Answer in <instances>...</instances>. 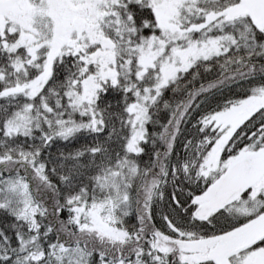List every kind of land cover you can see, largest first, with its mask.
<instances>
[{
  "label": "snow or ice",
  "instance_id": "obj_1",
  "mask_svg": "<svg viewBox=\"0 0 264 264\" xmlns=\"http://www.w3.org/2000/svg\"><path fill=\"white\" fill-rule=\"evenodd\" d=\"M0 264H264V0H0Z\"/></svg>",
  "mask_w": 264,
  "mask_h": 264
}]
</instances>
